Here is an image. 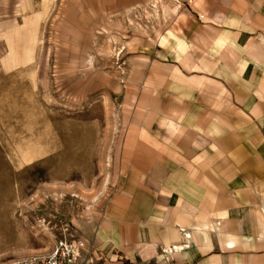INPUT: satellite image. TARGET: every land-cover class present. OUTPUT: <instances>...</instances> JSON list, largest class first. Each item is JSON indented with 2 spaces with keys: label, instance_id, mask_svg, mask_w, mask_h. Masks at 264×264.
Wrapping results in <instances>:
<instances>
[{
  "label": "crops",
  "instance_id": "0c3cea01",
  "mask_svg": "<svg viewBox=\"0 0 264 264\" xmlns=\"http://www.w3.org/2000/svg\"><path fill=\"white\" fill-rule=\"evenodd\" d=\"M174 3L88 251L96 264H264V0Z\"/></svg>",
  "mask_w": 264,
  "mask_h": 264
},
{
  "label": "rangeland",
  "instance_id": "374dc122",
  "mask_svg": "<svg viewBox=\"0 0 264 264\" xmlns=\"http://www.w3.org/2000/svg\"><path fill=\"white\" fill-rule=\"evenodd\" d=\"M167 22L162 0H0V264L89 250Z\"/></svg>",
  "mask_w": 264,
  "mask_h": 264
},
{
  "label": "built area",
  "instance_id": "2783aa9c",
  "mask_svg": "<svg viewBox=\"0 0 264 264\" xmlns=\"http://www.w3.org/2000/svg\"><path fill=\"white\" fill-rule=\"evenodd\" d=\"M10 264H96V259L81 242L77 246L61 243L50 254L20 258Z\"/></svg>",
  "mask_w": 264,
  "mask_h": 264
},
{
  "label": "bare ground",
  "instance_id": "6f19581e",
  "mask_svg": "<svg viewBox=\"0 0 264 264\" xmlns=\"http://www.w3.org/2000/svg\"><path fill=\"white\" fill-rule=\"evenodd\" d=\"M47 2V1H46ZM53 2V1H52ZM51 2V3H52ZM157 2V1H156ZM154 3H155V1H154ZM47 6V5H46ZM50 6V5H49ZM156 6V5H155ZM175 6V3H174V5H171V4H169V2L168 1H163L162 0V9H163V13H164V17H165V20H169L170 18H172V16L174 15V7ZM49 8V7H48ZM157 9V8H156ZM159 33V32H158ZM17 34H19L20 36H21V34H20V32L19 31H17ZM9 42H10V46H11V52H10V54H12V56H10V58H12V62L13 61H19V51L17 50L18 49V47H20V44H21V40H20V38L18 39V41L17 42H15V40L12 38V37H9ZM32 144V143H31ZM25 159H26V157H25ZM3 213H5L4 211H3ZM0 215H2V214H0ZM3 217H4V214H3ZM13 217V216H12ZM5 219H6V217H5ZM8 219H10V218H8ZM2 220V217H1V219H0V223L2 222L1 221ZM4 220V219H3ZM7 220V219H6ZM5 220V221H6ZM13 221V220H12ZM15 221V220H14ZM7 222V221H6ZM5 222V223H6ZM11 222V221H10ZM3 223V222H2ZM4 224V223H3ZM3 224H1L2 226H3ZM8 224H10V223H8ZM12 224V223H11ZM4 225H6V224H4ZM1 226V227H2ZM10 225H8L7 227H9ZM7 229V228H6ZM11 229V228H10ZM9 228L7 229V230H10ZM10 232V231H9ZM2 233V232H1ZM2 235V234H1ZM6 235V234H5ZM7 235H8V233H7ZM10 235V234H9ZM8 235V236H9ZM4 236V235H3ZM12 236V238H13V235H11ZM0 238H1V236H0ZM8 238H10V237H8ZM7 238V239H8Z\"/></svg>",
  "mask_w": 264,
  "mask_h": 264
}]
</instances>
